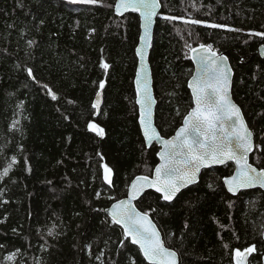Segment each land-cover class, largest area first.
Returning a JSON list of instances; mask_svg holds the SVG:
<instances>
[{
  "label": "trees",
  "instance_id": "obj_1",
  "mask_svg": "<svg viewBox=\"0 0 264 264\" xmlns=\"http://www.w3.org/2000/svg\"><path fill=\"white\" fill-rule=\"evenodd\" d=\"M159 1L149 55L156 128L163 138L171 137L191 109L186 84L193 66L185 42L211 44L234 72L232 97L254 135L250 163L258 166L264 151V60L257 49L264 41L247 33L264 32V0ZM114 3L0 0V149L7 157V162L0 157V173L12 156L17 160L0 183V243L10 251L20 249L23 264H101L96 256L102 251L104 264H132L133 258L146 264L129 241L117 255L122 233L108 227L104 214L126 196L134 177L151 175L158 151L155 145L145 148L137 124L133 79L139 18L115 17ZM166 15L177 19L166 21ZM188 18L203 23L185 25ZM208 23L225 27L211 29ZM101 59L109 64L108 73L100 68ZM29 67L35 80L27 75ZM101 79L103 104L95 118L91 104ZM20 102L25 109L14 117ZM13 118L21 121L22 137L10 131ZM89 122L104 129L103 138L88 130ZM101 164L113 169L114 187L103 184ZM233 169L227 164L203 171L197 185L172 203L159 200L157 212L150 214L163 238L171 236L166 246L182 253L181 264H234V250L252 245L249 264H261L264 241L254 226L260 225L257 210L264 212V198L260 190L246 191L252 195L242 203L228 195L222 180ZM158 196L147 192L136 205L155 207ZM251 200L258 203L252 207ZM49 229L54 236L47 235ZM7 254L0 249V255Z\"/></svg>",
  "mask_w": 264,
  "mask_h": 264
},
{
  "label": "snow or ice",
  "instance_id": "obj_2",
  "mask_svg": "<svg viewBox=\"0 0 264 264\" xmlns=\"http://www.w3.org/2000/svg\"><path fill=\"white\" fill-rule=\"evenodd\" d=\"M101 2L102 0H68V3L79 5H96ZM160 7L158 0H117L114 5L116 14L127 11L139 12L143 28V34L140 36L142 45L148 43L153 17L157 16V9ZM163 19L169 21L177 17L166 15ZM183 23L195 26L201 25L203 21L198 18H188L184 19ZM206 27L217 29L224 28L225 25L208 23ZM228 31L240 32L242 30L230 28ZM188 35L190 37L191 32ZM247 35L260 37L264 41V32L250 31ZM32 43L34 42H30L29 46ZM185 46L194 53L191 59L197 64L196 73L192 74L191 80L188 81V87L191 89V104L194 107L183 115V126L176 130L175 136L171 139H163L161 133L153 126L152 105L154 100L149 87L148 69L144 64L145 54L142 47L136 49V54L140 59V68L135 73V105L139 106L138 122L146 144L151 145L153 141L161 144V151L158 153L160 163L155 167L151 177L137 175L131 181L127 186L126 199L115 200L114 197L109 196V199L115 202L110 208L104 210L108 227L119 229L122 233V239L118 238L116 241L117 255L120 249L127 248L125 241H130L132 245L138 246L139 253L142 254L147 264H181L182 253L178 249L166 246L171 243V236H168L167 240L163 238L162 231L150 218V214L157 212L160 207L159 200L170 203L181 189L196 183L202 168L224 165L227 161H233L235 172L224 178L223 186L241 203L243 202L242 197L252 195L242 190L257 188L264 190V151L261 152L262 159L258 166H253L248 162L249 153L254 151L256 145L253 143V133L245 123L241 108L232 101L230 96L232 69L228 66L227 57L214 51L211 44L200 43L198 47H192L186 41ZM109 67V64L101 59L100 68L105 73H108ZM26 71L28 77L35 80L33 69L29 67ZM41 87L47 89L46 94L50 95L53 100L57 99L47 85H41ZM98 88L100 90L105 88L103 79L99 80ZM95 95L96 101L91 104L92 109L99 108L101 92L97 91ZM16 108L20 111L14 113V117L23 114L25 105L20 102ZM177 114H180L179 110ZM87 127L97 136H104V129L96 123L89 122ZM10 131L23 136L20 119L13 118ZM260 147L264 148V141H261ZM19 148L23 150L22 145H19ZM0 157H4L2 149H0ZM4 159L7 162V157ZM16 164V157L12 156L9 166L3 168L0 173V183L6 182L12 166ZM100 167L103 169V184L109 188L114 187L113 169L106 164H101ZM144 189H154L159 194L155 207L151 203H147L144 208L133 204ZM3 193L4 190L0 189V195ZM100 195V192L95 193L97 198ZM260 196L264 198V192H261ZM2 202L7 203V200ZM256 203H258L256 200L249 201L252 207ZM257 215L261 217L260 225L258 228L254 226V230L258 231L261 238H264V212L257 210ZM12 231L16 233L17 229L13 228ZM47 235L52 237L55 233L49 229ZM224 247L227 249L229 246L225 244ZM0 249L8 253L6 256L0 255V264H23L20 259L23 253L20 249L10 251L9 245L3 243H0ZM255 250V245L246 247L243 251L234 250V264H247L248 256ZM104 255L102 251L96 256L101 264H104L102 260ZM132 264H136L134 258Z\"/></svg>",
  "mask_w": 264,
  "mask_h": 264
},
{
  "label": "water",
  "instance_id": "obj_3",
  "mask_svg": "<svg viewBox=\"0 0 264 264\" xmlns=\"http://www.w3.org/2000/svg\"><path fill=\"white\" fill-rule=\"evenodd\" d=\"M116 2H117V0H115L114 5L116 4ZM158 2L160 3L159 0H158ZM160 5H161V4H160ZM160 11H161V7L157 9V13H158L157 16L159 15ZM113 13H114V16L117 17V18H122V17H124L125 15H127V14H129V13L137 14V16H138V18H139V36H138V42H137V45H136V48H135V51H134V53H135V58H136V69H135V73H136V71L140 68V59H139V57H138L137 54H136V49H137V47H142V48H143V51H144V54H145L144 64L147 66V69H148V79H149V82H150V83H149V87L151 88L152 95H153V100H154V103H153V105H152L153 126L156 127V126H155V108H156V105H157V101H156V98H155V95H154V91H153V79H152V72H151V68H150V64H149V55H150V50H151V46H152V42H153V33H154V28H155V23H156V18H157V16L153 17V22H152V25H151L150 35H149V39H148V43H147V45H142V44H141V41H140V36L143 34V28L141 27V17H140V15H139V12L127 11V12H123L122 14H116V13H115V9H114V7H113ZM214 51H215V50H214ZM216 52H217V51H216ZM217 53H218V52H217ZM218 54H219V55H223V56H225V55L222 54V53H218ZM257 54H258V56H259L262 60H264V45H261V46L258 47V49H257ZM193 55H194V53L189 52V60H190V62H191V64H192V66H193V72H192V74H195V73H196V69H197V64L191 59V57H192ZM227 63H228V66L232 69V67H231V65H230V63H229V61H228V58H227ZM135 73H134V79H133V90H134V96H135ZM233 77H234V72H233V70H232V72H231V81H230V96H231L232 101L234 102L233 97H232V82H233ZM191 78H192V75H191V77L188 79V81L191 80ZM188 81H187L186 87H187V90L189 91V94H190V97H191V89L188 87ZM98 91L101 92V96H100V101H99V108H98V109H94V111H95V113H94V117H95V118L99 115L100 110H101V107H102V104H103V91H104V89H103V90H100V89H99ZM95 101H96V95L94 96L92 103L95 102ZM234 103H235V102H234ZM135 106H136V108H137V124H138L139 130H140V133H141V137H142L143 142H144L143 133H142V131H141V129H140V125H139V122H138L139 106H138V105H135ZM237 106H238V105H237ZM192 107H194L193 104H192L191 108H192ZM238 107H239V106H238ZM190 110H191V109H190ZM190 110H189V111H190ZM242 115H243V113H242ZM243 117H244V115H243ZM244 120H245V118H244ZM245 123H246V120H245ZM246 125H247V123H246ZM182 126H183V120H182V123H181L180 127H182ZM247 126H248V125H247ZM180 127H179V128H180ZM179 128H178V129H179ZM248 128H249V127H248ZM178 129H177V130H178ZM249 130H250V129H249ZM157 131H158V129H157ZM250 131H251V130H250ZM158 132H159V131H158ZM175 132H176V131H175ZM175 132H174V134H173L171 137H169V138H163V137H162V138H163V139H171L173 136H175ZM101 138H103V137H101ZM253 143H254V145H255L254 135H253ZM144 145H145V148H146V149H150V147H152L153 145H155V146L158 148V151H157V153H156V160H157V164H156V166H157V165L160 163L158 153L161 151V144H160L159 142L153 141L151 145H148V144H146L145 142H144ZM254 149H255V148H254ZM253 152H254V151H253ZM253 152H250V153H249V160H248L249 163H250V157H251V155L253 154ZM227 164H232V165H233L234 169H233L232 174H234V172H235V164H234L233 161H227L224 165H213V166H211V167H209V168H202L201 171H200V173L198 174L197 182L194 183V184L188 185L186 188L181 189L180 193H182L183 191L187 190V189L190 188V187H193V186L197 185L198 182H199L200 175H201V173H202L203 171H205V170H209V169H213V168H220V167H223V166H225V165H227ZM250 164H251V163H250ZM156 166H155V167H156ZM155 167H154V169L152 170V173L154 172ZM152 173H151V175H152ZM232 174H231V175H232ZM151 175H150V177H151ZM133 179H135V177H134ZM133 179H132V180H133ZM132 180H131V181H132ZM223 180H224V178H223ZM223 180H222V183H223ZM130 183H131V182H130ZM224 189H225V191H226V193H227L228 195L232 196L231 193H228V192H227L226 187H224ZM253 190H260L261 192H264V190H261V189H258V188H257V189H247V190H242V191H253ZM127 191H128V187H127ZM147 192H153V193L159 195L158 193L155 192L154 189H144L143 192L138 196V199L133 201V204L136 205V204L138 203V201H139V200H140V199H141V198H142ZM180 193L177 194V197H178V195H179ZM177 197H176V198H177ZM232 197H233V196H232ZM126 198H127V192H126V196H125L124 198H122V199H126ZM176 198H175V199H176ZM175 199H174V200H175ZM161 200H162V199H161ZM174 200H173V201H174ZM162 201H163V200H162ZM173 201H172V202H173ZM163 202H165V201H163ZM172 202H170V203H172ZM165 203H169V202H165ZM110 206H111V205H110ZM108 208H110V207H108ZM104 214L106 215V212H105V211H104ZM150 218H151V217H150ZM262 239H263V241H264V238H262ZM129 243H130V241H129ZM130 244H131V243H130ZM131 245H132V244H131ZM133 246H135V247L139 250L138 246H136V245H133ZM141 256H142V254H141ZM142 258H143V256H142ZM249 259H250V255L248 256V262H247V264H249ZM145 263L147 264L146 261H145ZM261 264H264V256L261 258Z\"/></svg>",
  "mask_w": 264,
  "mask_h": 264
}]
</instances>
